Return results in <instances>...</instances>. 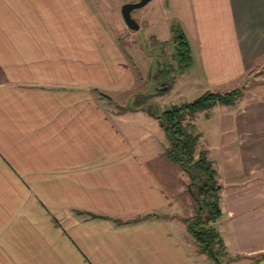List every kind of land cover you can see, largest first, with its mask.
Instances as JSON below:
<instances>
[{"label":"crops","instance_id":"obj_1","mask_svg":"<svg viewBox=\"0 0 264 264\" xmlns=\"http://www.w3.org/2000/svg\"><path fill=\"white\" fill-rule=\"evenodd\" d=\"M180 1L183 79L201 93L243 85L264 60V0ZM103 7L0 0V264H208L159 119L109 95L136 82ZM201 112L220 184L213 225L231 257L221 263H262L264 94Z\"/></svg>","mask_w":264,"mask_h":264},{"label":"rangeland","instance_id":"obj_2","mask_svg":"<svg viewBox=\"0 0 264 264\" xmlns=\"http://www.w3.org/2000/svg\"><path fill=\"white\" fill-rule=\"evenodd\" d=\"M124 1L127 0H95L100 6H104L105 15L102 13V17L100 15L99 18L105 20L103 23L106 24L111 39L124 57L123 63L132 69L133 75L135 74V90L126 91L124 95L120 91L111 92L109 95L124 98V103L128 105H131L134 99H144L147 106H153L152 108L158 111L171 104L186 102L199 96L202 91L194 86L191 87L183 79L182 71L177 72L176 60L172 59L171 55L172 44L167 39L171 32L169 27L171 23H175L176 16L183 7L181 1L177 3L175 0H148L144 5L133 8L130 12L131 17L138 22V27L134 30L125 25L120 15V4ZM164 67L168 68L169 75L163 77L160 73V77L155 76V73ZM132 72H129V75ZM245 77L247 78L243 81L244 95L249 98L252 95L264 94V60L253 66ZM169 82L172 85L167 88ZM155 89L162 92L155 93ZM204 118L201 111L196 113L195 125L198 133L200 132L195 146L197 150L204 148L206 142L209 146L215 142L211 134L210 122L205 121ZM173 164L176 176L181 167ZM191 204L192 208L194 206L192 201ZM191 211L193 212V209ZM213 221H211L212 225ZM204 257L210 261L206 255ZM242 263L240 259H233V264Z\"/></svg>","mask_w":264,"mask_h":264},{"label":"trees","instance_id":"obj_3","mask_svg":"<svg viewBox=\"0 0 264 264\" xmlns=\"http://www.w3.org/2000/svg\"><path fill=\"white\" fill-rule=\"evenodd\" d=\"M169 29L171 32L168 41L172 44V59L176 60L177 72H181L190 64L192 55L179 25L171 23ZM168 72V68L164 67L157 71L155 76L160 77L161 73L163 77H166L169 75ZM154 92L161 93L162 90L155 89ZM243 92V85L224 92L205 90L191 100L171 104L161 111L152 108L153 106H147L144 99H134L131 105H126L136 109L141 107L148 114L159 119L158 123L162 131L164 130L163 134L167 143L164 154L185 173L188 180L186 183L188 192L194 204L191 215L183 219L185 228L196 242L197 251L206 254L210 259L208 264H223L221 263L223 256H227L228 259L231 257L225 252L223 241L217 229L211 224V221L215 220L220 213L218 202L220 184L216 170L206 156L205 150L199 151L195 148L199 134L192 118L195 113L207 111L216 103L236 105ZM135 220L137 217L129 221Z\"/></svg>","mask_w":264,"mask_h":264},{"label":"water","instance_id":"obj_4","mask_svg":"<svg viewBox=\"0 0 264 264\" xmlns=\"http://www.w3.org/2000/svg\"><path fill=\"white\" fill-rule=\"evenodd\" d=\"M147 1L148 0H127L120 4L119 12L122 17V20H124L123 22L127 27L131 28L132 30L138 27L136 19L134 17H131L130 12L131 10H133V8L140 7L141 5H144Z\"/></svg>","mask_w":264,"mask_h":264},{"label":"built area","instance_id":"obj_5","mask_svg":"<svg viewBox=\"0 0 264 264\" xmlns=\"http://www.w3.org/2000/svg\"><path fill=\"white\" fill-rule=\"evenodd\" d=\"M194 117V116H193ZM195 118V117H194ZM194 118H192V120L194 119Z\"/></svg>","mask_w":264,"mask_h":264},{"label":"flooded vegetation","instance_id":"obj_6","mask_svg":"<svg viewBox=\"0 0 264 264\" xmlns=\"http://www.w3.org/2000/svg\"><path fill=\"white\" fill-rule=\"evenodd\" d=\"M132 1V0H131Z\"/></svg>","mask_w":264,"mask_h":264}]
</instances>
